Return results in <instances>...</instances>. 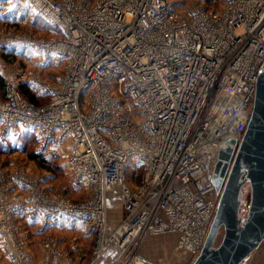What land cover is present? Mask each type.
Listing matches in <instances>:
<instances>
[{
  "label": "built area",
  "instance_id": "1",
  "mask_svg": "<svg viewBox=\"0 0 264 264\" xmlns=\"http://www.w3.org/2000/svg\"><path fill=\"white\" fill-rule=\"evenodd\" d=\"M26 2L54 32L17 41L66 66L56 83L36 80L49 96L41 106L7 74L0 147L33 133L45 154L66 151L71 185L88 197L55 195L24 166L0 161V264H154L131 253L151 234H175L194 263L221 198L217 155L251 120L264 0H197L185 10L174 0ZM64 223L90 230L92 251L77 241L60 248L47 233L37 259L26 226Z\"/></svg>",
  "mask_w": 264,
  "mask_h": 264
},
{
  "label": "rangeland",
  "instance_id": "2",
  "mask_svg": "<svg viewBox=\"0 0 264 264\" xmlns=\"http://www.w3.org/2000/svg\"><path fill=\"white\" fill-rule=\"evenodd\" d=\"M174 1L181 10H185L189 5L197 3V0ZM33 16L26 20L27 22L24 24L10 21L8 27L12 31H5L1 35L0 44L4 52L0 53V98H3L5 92V76L10 72H14L21 83V88L24 86L29 89L30 94L35 96V99L40 104L45 103L49 96L43 91V88L36 80L56 83L65 71L66 65H64L63 59L58 58L54 63H45L41 51L29 46L28 42L24 44L22 41L21 43L17 41V38H20L21 34L46 37L51 36L50 34L53 33V29L46 22L38 20ZM0 161L7 167H12L14 164L24 166L27 172L30 171L39 177L43 184L45 182V185L49 186L50 189L52 188L58 195L67 192L74 199H85L88 197L85 188L77 189L71 185L73 177L67 152L62 151L57 155L45 154L40 151L38 141L33 133L23 135L22 139L13 145V147L7 149L0 147ZM65 187H68V190H65ZM244 195L243 210H245L244 215H246L251 196L249 185L244 189ZM121 206H117L118 210L116 208L111 213L112 217L117 221H119L121 216ZM70 226L53 227L50 231H43L38 226H30V228L26 226L30 238L29 247L30 250L34 251L36 258L41 259L46 254L43 241L47 233H52L57 242L56 246L60 248H70L71 244L77 241L92 251L91 232L81 225L71 224ZM147 236L144 237L146 239L142 238L137 242L131 253L137 252L142 256L151 257L158 261L162 258L166 260L171 258V255L175 252L173 250L174 244L177 249V242L174 237H172L174 238L172 240L167 239L169 246L164 248L163 242L160 241H165V237L168 235H153L148 238ZM147 242L151 247L146 246ZM90 256L91 252L88 254V257ZM184 257L186 256L184 255ZM154 259L151 260L155 263ZM244 264H264V244Z\"/></svg>",
  "mask_w": 264,
  "mask_h": 264
},
{
  "label": "water",
  "instance_id": "3",
  "mask_svg": "<svg viewBox=\"0 0 264 264\" xmlns=\"http://www.w3.org/2000/svg\"><path fill=\"white\" fill-rule=\"evenodd\" d=\"M250 122L240 143L228 140L213 179L221 198L206 243L192 264H244L264 244V64ZM250 187L248 212L241 208Z\"/></svg>",
  "mask_w": 264,
  "mask_h": 264
},
{
  "label": "crops",
  "instance_id": "4",
  "mask_svg": "<svg viewBox=\"0 0 264 264\" xmlns=\"http://www.w3.org/2000/svg\"><path fill=\"white\" fill-rule=\"evenodd\" d=\"M32 16H33V13L31 12L29 6H27L26 0L0 1V40L2 38L1 35L3 32H5V31L8 32L9 30L12 31L8 27L10 21L24 24L27 22L26 20H28ZM5 29H8V30H5ZM53 32H54V30H53ZM1 46L2 45L0 44V53H3L4 51H2ZM44 185H45V182H44ZM47 188L53 194L58 195L54 192V190L52 188L50 189L49 186H47ZM68 195H70V194H68ZM69 197L73 200L77 199V198L74 199L71 196H69ZM119 205H122V204H118L117 206H119ZM121 208H122V206H121ZM117 210H118V208H117ZM121 213H122V210H121L120 214ZM60 226L71 227L69 224H65V223L57 225L55 227H60ZM91 234L93 235L92 232H91ZM166 235H168V236L165 237V241H160V242H163L162 245L164 248L169 246V242L167 241V239H169V240H172L174 238L177 239L175 234H166ZM151 236H153V235H151ZM151 236H147V238L151 237ZM155 236H162V235H155ZM172 237H174V238H172ZM144 239H146V238H144ZM147 243H146V246L151 247L149 245V243L148 244ZM173 250H175L174 254H172L171 258H168L167 260L165 258H162L161 260L157 261L154 258H151V257H149V258L154 259V261L158 262V263L155 262L154 264H189L187 255H185L183 252L182 253L179 252L178 249H176L175 244L173 245ZM184 255L186 257H184Z\"/></svg>",
  "mask_w": 264,
  "mask_h": 264
},
{
  "label": "trees",
  "instance_id": "5",
  "mask_svg": "<svg viewBox=\"0 0 264 264\" xmlns=\"http://www.w3.org/2000/svg\"><path fill=\"white\" fill-rule=\"evenodd\" d=\"M36 17V16H35ZM36 19H40V20H42L41 18H38V17H36ZM43 21V20H42ZM45 22V21H44ZM4 82H5V80H4ZM5 87H6V82H5ZM5 87H4V90H5ZM22 89V92H23V94H24V96H27L31 101H33L35 104H37V105H39V106H41V104H45V103H47V101L45 102V103H39L36 99H35V96H33V95H31L30 94V91H29V89H27V88H25L24 86L21 88ZM241 208H243V206L241 207Z\"/></svg>",
  "mask_w": 264,
  "mask_h": 264
},
{
  "label": "bare ground",
  "instance_id": "6",
  "mask_svg": "<svg viewBox=\"0 0 264 264\" xmlns=\"http://www.w3.org/2000/svg\"><path fill=\"white\" fill-rule=\"evenodd\" d=\"M80 239V238H79Z\"/></svg>",
  "mask_w": 264,
  "mask_h": 264
}]
</instances>
